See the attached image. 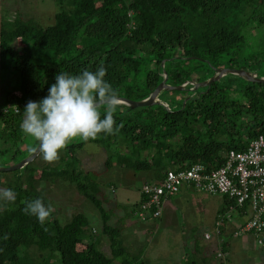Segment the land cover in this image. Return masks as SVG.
Wrapping results in <instances>:
<instances>
[{"label":"trees","instance_id":"1","mask_svg":"<svg viewBox=\"0 0 264 264\" xmlns=\"http://www.w3.org/2000/svg\"><path fill=\"white\" fill-rule=\"evenodd\" d=\"M55 5V24L48 27L24 11H17L11 20L12 13L0 9V76H15L16 86L7 91L6 101L17 107L0 112V158L10 159L3 166L22 162L38 147L34 140L30 149L23 150L24 109L29 100L39 102L48 95L61 71L78 75L103 65L105 80L118 90L119 98L133 101L148 99L165 80L174 88L186 85L183 90H162L158 97L166 102V95L178 94L175 105L183 109L186 99L180 95L212 78V67L255 72L262 62L260 54L245 56L243 26L264 27V0H55ZM191 61L197 62L195 68ZM205 66L208 71L198 75L196 70ZM114 120L115 126L123 125L118 133H101L95 140L68 145L58 161L63 169L52 168L40 154L23 169L0 172V188L17 194L15 202L0 201V264H158L146 255V246L131 253L123 243L122 234L128 231L134 237L137 231L130 217L148 198L143 188L139 208L129 210L119 203L109 208L100 174L83 170L76 151L93 142L106 152L107 170L116 165L118 156L122 167L147 172L157 182L169 170L180 172L196 165L207 173L218 170L231 151L244 152L264 136V84L229 75L185 110L119 104ZM58 181L71 184L99 212L111 257L100 249L86 215L78 213L63 223L55 209L41 225L24 212L26 201L40 197L56 207L53 193L45 192L44 185ZM110 189L113 197L116 187L110 184ZM224 198L228 207L234 204ZM137 237L135 242L145 238ZM190 258L187 264H211L207 258Z\"/></svg>","mask_w":264,"mask_h":264},{"label":"rangeland","instance_id":"2","mask_svg":"<svg viewBox=\"0 0 264 264\" xmlns=\"http://www.w3.org/2000/svg\"><path fill=\"white\" fill-rule=\"evenodd\" d=\"M1 5L3 7H0L2 12L5 10H8V13L11 14V20H14L16 17L17 11H24L26 14L31 18L32 21L35 23L48 27L55 24V13H56V5L55 0H4ZM13 11V12H12ZM243 34L246 36V46L244 49V54L246 57L251 58L254 55H261V61L259 67L255 70V72H252L259 77L264 76V27H257V26H251L248 25L247 27L243 26ZM197 62L191 61L192 68H195ZM214 71L220 70L217 68L212 67ZM222 69H228V68H222ZM208 69L205 67H200L196 70V73L198 75H201L203 73L201 72H207ZM8 74V73H7ZM13 86H16V78L13 75V73H9V75L0 76V112L8 107L7 101H6V93L7 91L11 90ZM194 89V88H193ZM192 95V91L189 92H183L180 97H183L187 99L189 96ZM179 95L176 94L175 96L169 94L166 95L165 100L166 102L171 106L173 109L174 107H178L175 105L176 97ZM25 137L24 144H23V150L27 151L32 147L34 139L27 136L26 134H22ZM80 138H77L73 140L70 144L73 142H81ZM69 144V145H70ZM68 150V149H67ZM66 150V151H67ZM34 152V151H33ZM97 144L90 142L87 143L82 150L76 151V157L80 160V166L83 170L88 171H95L100 174L99 181L103 187L102 196L106 200H110V206L109 208H114L113 205L115 203H119V205H122L123 207L127 206L129 207V210L133 208H139L138 204L141 201V194L140 191L143 188L144 183H146L147 176L149 175L147 172H137L125 169V167H122L119 164V157L116 156V165L109 171L106 169L105 166V156L106 152ZM64 150L61 152V155H63ZM60 155V156H61ZM105 155V156H104ZM9 159V156L5 158ZM4 159L0 158V167L2 168H10L12 166H15L19 163L10 162L8 164H5L4 166L1 165L5 162ZM10 160V159H9ZM15 161H17L15 159ZM42 163V159L38 161V165ZM46 164L52 166L54 169H63L64 166L60 165L58 162L54 163H48ZM118 164V165H117ZM11 173V172H8ZM4 177V176H3ZM6 179H9L11 175H6ZM110 184H113L116 187V194L112 197ZM44 188H46L45 192L53 193L54 200H55V209L56 213L59 219L64 220L63 223H67L71 218L78 214L82 213L86 215L90 221L89 229L91 232H96L95 237L100 242V249L104 254L109 257H111V243L109 240V237L105 235L102 231V220L100 218L99 212L94 208V206L87 201L84 197L80 196V194L77 193V190L69 183H64L62 181H58L55 184L48 183L44 185ZM114 199V200H113ZM109 202V201H108ZM113 204V205H112ZM116 208V206H115ZM114 208V209H115ZM185 208L182 209L184 211ZM172 210V209H171ZM120 210H118L119 212ZM170 211V210H167ZM189 214L190 212H186ZM171 217V223H173L171 226L168 227L169 232L167 233V239L168 241H165L166 237L163 234L164 230L162 232H158V225L160 223H165V220L169 217H165L154 225L153 223H139L140 221L139 217L136 215H133V218L130 217L133 224L136 223L137 231L135 233L134 237H131L130 232L126 231L125 234H122L123 239H126L123 241V243L128 247L130 252H134L135 250L137 252L142 251V246H146V255L149 251L150 254L156 252L155 247H160V243H163L167 248L164 247V249L159 250V259L158 264H187V260H179L177 258V255L179 254V242L178 239H180V227L178 228V225L182 223L181 217L177 216L180 215L179 213L176 214L174 211L168 214ZM180 219V220H179ZM181 221V223H180ZM117 220L114 218L113 224H116ZM119 227L121 229L122 227ZM153 227L154 230L151 231V228ZM138 231H143V233H138ZM148 231V234L146 233ZM150 231L153 232L150 234ZM145 233V235H143ZM147 234V235H146ZM144 236V240L137 241V236ZM178 238V239H177ZM185 239V238H184ZM134 240V241H132ZM256 245H253L252 248H250L249 257H250V264H264V245H260L257 243V240L254 238ZM201 244L198 243L197 247L199 251H202L200 249ZM154 246V247H153ZM125 251L129 252L126 247H124ZM127 249V250H126ZM169 249L170 252L167 251ZM158 251V249H157ZM129 252V253H130ZM231 252H234L233 250ZM187 257H194L192 254L191 249H187L186 252H184ZM206 256V255H205ZM212 258V257H211ZM192 260V258H190ZM210 261V259H209ZM220 264V262L218 261ZM217 263V264H218ZM117 264V263H116Z\"/></svg>","mask_w":264,"mask_h":264},{"label":"clouds","instance_id":"3","mask_svg":"<svg viewBox=\"0 0 264 264\" xmlns=\"http://www.w3.org/2000/svg\"><path fill=\"white\" fill-rule=\"evenodd\" d=\"M106 74L107 69L103 65L98 66L95 71L85 69L78 75L61 71L56 75V82L51 85L46 97L39 102L32 100L27 102L20 128L24 134L38 142V151L45 162H58L61 152L66 150L67 146L77 138L83 141L95 140L101 133L116 134L123 127L122 124L115 126L114 113L119 104L122 103L119 101L118 90L114 89L105 80ZM10 108L17 109V107L9 104L5 111ZM102 110L104 113L103 118H101ZM36 150L33 149V151ZM160 183L155 182L152 184ZM184 186L188 185H183L175 196L180 193ZM16 198L17 194L13 189L0 188V201L15 202ZM169 199L170 197L168 199L163 198L160 217L148 218L145 222L148 223L162 218L164 203ZM148 201L149 198L145 203ZM25 203L24 212L36 217L41 225L48 222L55 212L54 205L50 202L46 204L43 197ZM233 205H230V207ZM230 207H228L227 215L223 214L220 219L225 220L224 224L231 218L232 211H230ZM141 210L142 205L136 213L137 216ZM237 210L242 211L244 216H246L245 212L248 215L250 213L245 208Z\"/></svg>","mask_w":264,"mask_h":264},{"label":"built area","instance_id":"4","mask_svg":"<svg viewBox=\"0 0 264 264\" xmlns=\"http://www.w3.org/2000/svg\"><path fill=\"white\" fill-rule=\"evenodd\" d=\"M228 158L226 165L218 170L207 173L203 166L196 165L181 172L169 171L160 184L145 185L143 193L149 201L142 205L138 217L143 221L160 217L163 198L175 196L183 185H194L200 192L229 198L235 203L230 211L244 208L250 211L249 215L244 213L248 220L238 227L235 235L253 233L258 243L264 245V136L253 140L244 152L231 151ZM224 222H217L218 236ZM205 238L210 240L211 235L206 234ZM216 251L219 258L227 257L220 247Z\"/></svg>","mask_w":264,"mask_h":264},{"label":"crops","instance_id":"5","mask_svg":"<svg viewBox=\"0 0 264 264\" xmlns=\"http://www.w3.org/2000/svg\"><path fill=\"white\" fill-rule=\"evenodd\" d=\"M157 181L158 180L155 181V179H152L149 175L147 176L146 182L155 183ZM183 208H185L184 211H182ZM173 211L176 214L179 213L180 215L177 216L182 219V223L180 221L181 224L178 225V228L180 227L181 236L180 239L177 238L180 247L179 254L177 255L179 260H187V255L184 252H186L187 249H191L193 256L196 258H207L210 259L211 264H217L220 260L217 259L216 249L220 247L223 250L227 248L225 253L228 254L226 260L224 262L220 261V264H250V248L256 245L254 238L257 240V243L258 238L253 233H246L242 236L235 235L238 227L242 226L248 220V218L243 215L242 211L237 209L233 210L230 220L226 221V225L221 227V235L218 236L216 234V223L222 218L223 214L227 215L229 211L226 198L218 195L205 194L194 190V188L190 186H184L179 194L164 203L163 216L159 220L165 217L169 218L165 220V223H160L158 225V232L164 230L163 234L165 236L162 237H166L165 241H168V227L173 224L168 214ZM188 211L190 212L189 214L186 213ZM159 220L149 221L148 223H153L155 225ZM153 227L154 226H152L151 231L154 230ZM151 231L150 234L153 233ZM139 232L140 231H138V233ZM206 234L211 235L210 240L205 238ZM198 243L201 244L199 247L202 251L198 250ZM226 243L228 245L227 247ZM160 244V247H155L156 252L153 251L152 254H150L149 251L147 252V256L157 260L156 262H158L159 259V250L161 251V249H164L163 246H165L163 243ZM165 248H167V246H165ZM232 250L234 252H231ZM167 251L170 252L169 249H167Z\"/></svg>","mask_w":264,"mask_h":264},{"label":"water","instance_id":"6","mask_svg":"<svg viewBox=\"0 0 264 264\" xmlns=\"http://www.w3.org/2000/svg\"><path fill=\"white\" fill-rule=\"evenodd\" d=\"M229 75H235V76L242 77V78H244V79H246L252 83L264 84V77H259L258 75L254 74L252 72H248L246 70H236V69H220V70H216L214 76L212 78H210L209 80L196 84L195 88L192 90V95L189 96L185 100L183 109H179L177 107H174L172 109L168 103L158 99L159 94L161 93L162 90H165V89L166 90H175V89L176 90H183L185 88L184 86L177 87V88L167 86L166 80L146 100L133 101V100L126 99V98H119V101H120V103L125 104L132 109L139 108V107H150V106H154V105H160V106L167 108L169 111L185 110L186 105L188 103H190L194 99H197L198 97L200 98V96L202 94L209 92L213 88L214 84L217 81H220L222 78L229 76ZM166 79H167V75H166ZM202 88H208V89L202 90ZM36 149L37 150L34 151L33 154H31L29 157H27L25 160H23L22 162H20L19 164L15 165V166H12L10 168L0 167V172H14V171L23 169L26 165L33 162L40 155V152L38 151V147Z\"/></svg>","mask_w":264,"mask_h":264}]
</instances>
